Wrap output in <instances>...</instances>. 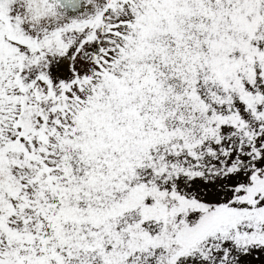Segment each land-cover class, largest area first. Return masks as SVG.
<instances>
[{"label":"snow or ice","instance_id":"obj_1","mask_svg":"<svg viewBox=\"0 0 264 264\" xmlns=\"http://www.w3.org/2000/svg\"><path fill=\"white\" fill-rule=\"evenodd\" d=\"M0 264H264V0H0Z\"/></svg>","mask_w":264,"mask_h":264}]
</instances>
